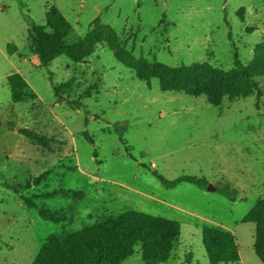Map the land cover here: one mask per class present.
I'll return each instance as SVG.
<instances>
[{
    "label": "rangeland",
    "instance_id": "374dc122",
    "mask_svg": "<svg viewBox=\"0 0 264 264\" xmlns=\"http://www.w3.org/2000/svg\"><path fill=\"white\" fill-rule=\"evenodd\" d=\"M52 6L71 25L68 45H92L84 61L60 56L40 65L29 30L45 24ZM236 59L261 94L232 102L224 95L218 106L189 94L192 82L224 87L236 77ZM15 73L27 82L21 103L7 84ZM53 86L63 88L60 102ZM153 171L204 177L238 198L190 183L166 188ZM21 195L61 222L41 218ZM263 198L264 0H0V264H31L51 236L127 211L180 223L162 264H186L191 253L188 264H210L207 227L234 235L239 264H261L255 224L242 221ZM124 264H145L138 246Z\"/></svg>",
    "mask_w": 264,
    "mask_h": 264
},
{
    "label": "trees",
    "instance_id": "16d2710c",
    "mask_svg": "<svg viewBox=\"0 0 264 264\" xmlns=\"http://www.w3.org/2000/svg\"><path fill=\"white\" fill-rule=\"evenodd\" d=\"M70 31L71 25L55 6L47 11L45 24H31L29 40L42 67H48L60 56L79 63L91 54L92 45L85 39L73 45L66 43L65 39ZM14 50H16L15 45H8L9 53H13ZM235 66L236 77L221 89L213 85L192 82L189 94L206 95L209 103L214 106L221 104L224 95L232 102L248 97L254 92L261 94L248 67L242 65L237 59ZM139 77L142 78L140 73ZM7 84L12 102L21 103L27 88L25 79L19 73H15L7 77ZM53 89L60 102L63 99L61 93L63 88L53 86ZM8 126L17 129L13 123H8ZM18 132L40 145L48 146V140L36 132L22 128H18ZM88 139L93 143L92 138ZM94 154L96 155V152ZM152 173L166 188L190 183L205 190L209 184L206 178L199 176L183 175L169 180L156 171ZM46 176L47 173L40 175L26 187L40 185ZM11 188L19 193L18 188ZM217 192L231 201L238 198V191L227 186L217 188ZM57 195L58 191H53L40 198H53ZM35 198L21 195L27 207L38 209L41 218L53 223L61 222L59 214L46 207H39L34 201ZM242 222L255 224L253 249L261 264H264V198L255 203ZM179 235L178 221L138 211H127L64 236H51L31 264H124L135 253L137 246L145 264H162L171 257L174 243ZM202 240L210 264H239V249L231 232L221 228L207 227L203 229ZM191 258L192 253L188 255L186 264Z\"/></svg>",
    "mask_w": 264,
    "mask_h": 264
},
{
    "label": "water",
    "instance_id": "95a60500",
    "mask_svg": "<svg viewBox=\"0 0 264 264\" xmlns=\"http://www.w3.org/2000/svg\"><path fill=\"white\" fill-rule=\"evenodd\" d=\"M207 190L208 191H216L217 190V188L216 187H214L213 185H211V184H208V186H207Z\"/></svg>",
    "mask_w": 264,
    "mask_h": 264
}]
</instances>
